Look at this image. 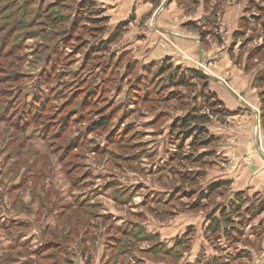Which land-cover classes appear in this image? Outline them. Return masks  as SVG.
Wrapping results in <instances>:
<instances>
[{
  "label": "rangeland",
  "instance_id": "1",
  "mask_svg": "<svg viewBox=\"0 0 264 264\" xmlns=\"http://www.w3.org/2000/svg\"><path fill=\"white\" fill-rule=\"evenodd\" d=\"M261 7L0 0V264H264ZM162 13L251 77L255 110L213 104L205 146L181 142L174 124L207 112L195 96L211 91L213 60L196 75L144 53ZM237 192L236 229H211Z\"/></svg>",
  "mask_w": 264,
  "mask_h": 264
},
{
  "label": "crops",
  "instance_id": "2",
  "mask_svg": "<svg viewBox=\"0 0 264 264\" xmlns=\"http://www.w3.org/2000/svg\"><path fill=\"white\" fill-rule=\"evenodd\" d=\"M166 19L165 14L162 13L161 17L154 20L155 26H151V30L147 31L145 37L147 44L144 53H152L150 57L152 60L170 57L184 68H197L204 54L210 55V59L213 60L212 69L217 79L211 78L209 89L229 110L238 111L237 108H241L240 112L244 109L254 111L256 99L252 96L251 77L231 63L227 51L213 53V50L204 49L199 35L190 28H186L188 20L177 17ZM222 79H227V84L221 82ZM259 168L264 182V163H261Z\"/></svg>",
  "mask_w": 264,
  "mask_h": 264
},
{
  "label": "trees",
  "instance_id": "3",
  "mask_svg": "<svg viewBox=\"0 0 264 264\" xmlns=\"http://www.w3.org/2000/svg\"><path fill=\"white\" fill-rule=\"evenodd\" d=\"M264 10V7H261L260 8V13L259 14H262L261 11ZM255 18V17H254ZM191 24V23H190ZM193 26V23L191 24ZM195 28H197L196 26H193ZM118 34L115 33V35H113V37H111V39H115V37L117 36ZM200 41L202 42V31H200ZM104 43H102L101 46H103ZM171 68V64L170 62L168 61L166 63V65H164V69H167L169 70ZM188 69V71L190 73H194L196 75H199L198 74V71L192 69V68H186ZM1 70V69H0ZM263 77H264V74H263ZM203 87H205V83L203 84ZM204 89V88H203ZM203 97L205 102L207 103L205 106V109L207 110V112L205 111H202L200 113H196L197 112V108L195 107V109L189 111V113L185 114L181 119H179L177 122H175L174 124V127H177L178 128V132L180 135H178L177 137L181 139V142L190 137L191 135L194 134V139L193 141L191 142L190 144V147H198V146H205L207 144H209V142L211 141L210 139L213 140V137H208V138H204L203 134H205V131H206V128L204 127L203 123H206L208 122L210 119V116H209V113L210 114H216L215 112V109L212 108L213 104H218L219 106H221L223 104L222 101H220L217 97V95L210 91V92H202L200 93L198 96H195V101H196V98L198 97ZM147 99V98H145ZM227 114H231L233 111L232 110H229L228 108L224 110ZM264 116V114H263ZM26 117V116H24ZM105 122V121H104ZM103 122V123H104ZM203 136V137H202ZM182 144V143H181ZM180 146V144L178 145ZM182 147V145L180 146ZM193 152H190V155H192ZM193 158V157H192ZM183 159L187 160V158L183 157ZM193 160V159H192ZM194 161V160H193ZM193 175L195 173H192ZM191 177V176H190ZM182 180H184V182H191L189 184H192L195 182V180L191 177V178H186V177H181ZM224 184L226 182H223ZM223 183H220L219 185L223 184ZM242 195H241V192H237L235 193L234 195V199L229 203L228 207H223V208H219L218 211H219V214L220 216L218 218L216 217H210V220H211V224H210V228L211 229H214L215 231L219 230L220 229V222H223L225 224V227H229V229H232V230H235L236 229V225L235 223L233 222V219H231V214H240V209L241 207L243 206L242 205ZM249 207H244V210L246 212L249 211L248 209ZM253 212L255 211L254 209L252 210ZM228 229V230H229ZM227 233V231H226ZM226 233H224L225 235H227Z\"/></svg>",
  "mask_w": 264,
  "mask_h": 264
},
{
  "label": "built area",
  "instance_id": "4",
  "mask_svg": "<svg viewBox=\"0 0 264 264\" xmlns=\"http://www.w3.org/2000/svg\"><path fill=\"white\" fill-rule=\"evenodd\" d=\"M200 64V67H203V65L201 64V63H199ZM205 68V67H204Z\"/></svg>",
  "mask_w": 264,
  "mask_h": 264
}]
</instances>
